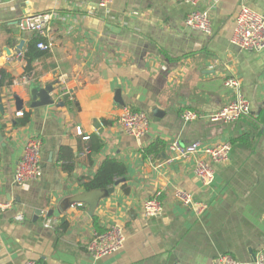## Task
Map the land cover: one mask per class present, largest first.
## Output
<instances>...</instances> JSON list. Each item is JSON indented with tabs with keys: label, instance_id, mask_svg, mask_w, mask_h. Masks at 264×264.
<instances>
[{
	"label": "crops",
	"instance_id": "0c3cea01",
	"mask_svg": "<svg viewBox=\"0 0 264 264\" xmlns=\"http://www.w3.org/2000/svg\"><path fill=\"white\" fill-rule=\"evenodd\" d=\"M242 5L264 15V0H220L215 6L203 0L200 7L211 12L207 35L187 27L192 7L181 0H114L108 10L99 0H0V69L14 77L11 86L0 88V201L12 203L0 214V264H211L221 253L254 264L264 246V49L246 51L231 43ZM49 11L56 17L44 40L54 43L52 57L33 63L38 74L26 73L24 53L33 33H23L18 21ZM21 39L22 56L8 55ZM229 75L241 81L251 111L234 123L212 121L235 96L225 85ZM55 78V103L32 108L38 90ZM62 83L69 94L59 97ZM15 95L24 101L21 110ZM125 108L148 114L145 136H131L118 124ZM186 110L199 118L185 123ZM17 112H30V122L19 125L23 115ZM77 127L90 139L78 135ZM91 136L103 143L97 153L88 148ZM34 137L43 142L44 175L18 185L14 170ZM157 139L166 142L165 150L144 157L142 150ZM174 140L229 143L232 151L204 184L193 172L202 155L176 157L168 149ZM106 158L124 162L127 175L87 192L81 183ZM177 190L191 194L193 203L179 200ZM157 193L163 212L148 217L143 203ZM95 200L91 215L89 202ZM200 204L205 208L199 210ZM19 213L23 221L14 219ZM95 217L101 229L124 227L120 252L101 258L89 253ZM46 218L56 223L45 227Z\"/></svg>",
	"mask_w": 264,
	"mask_h": 264
},
{
	"label": "built area",
	"instance_id": "2783aa9c",
	"mask_svg": "<svg viewBox=\"0 0 264 264\" xmlns=\"http://www.w3.org/2000/svg\"><path fill=\"white\" fill-rule=\"evenodd\" d=\"M203 0H181L182 3L190 5L192 10L185 18L187 27L201 31L207 35L212 33L211 12L210 9L200 7ZM220 0H214V6ZM114 0H99L102 9L108 10ZM56 14L53 11L37 14L23 15L19 21V29L23 33H33L43 38L38 43L40 49L51 50L54 47L52 41L44 40L49 36V30L55 19ZM231 43L246 51H261L264 49V15L242 5L235 18L234 31L231 37ZM2 74L0 72V80ZM225 85L234 90L235 96L232 101L226 104L209 118L212 121L222 123H234L242 117L248 115L251 111V103L243 93L242 83L234 75H229L225 80ZM69 94V89L62 83L59 87L58 96L63 97ZM22 112H17V116H22ZM185 123L195 121L199 118L197 112L186 110L182 114ZM118 124L129 135L136 138L145 136L150 128V119L146 112L141 110H132L125 108L118 117ZM77 134L83 139L88 140L89 136L83 135L80 127L76 129ZM43 142L40 138L34 137L27 141L23 154L16 164L14 170V181L18 185H25L41 179L44 175L42 162ZM169 152L179 158H188L190 156H199L195 162L193 172L204 184H209L214 178V165L227 162L230 158L232 146L229 143L216 145H204L202 141L196 140L188 143H182L179 140L172 141L168 146ZM89 151H85L82 155ZM172 161V158L169 159ZM161 193L155 194L143 203V212L148 217L158 216L163 212V201ZM176 197L187 205L193 203L192 195L185 190H177ZM83 206L82 203L73 205V207ZM199 210L205 208L200 204ZM12 207L11 202L0 201V214L7 212ZM17 221H23L24 215L19 213L14 216ZM56 221L46 218L45 227H51ZM127 235L122 225L112 223L104 230L94 232L88 242V251L94 258L112 255L120 252L126 244ZM23 264H39L38 261L30 259ZM211 264H242L237 258L229 253H221L215 256ZM254 264H264V246L255 254Z\"/></svg>",
	"mask_w": 264,
	"mask_h": 264
},
{
	"label": "trees",
	"instance_id": "16d2710c",
	"mask_svg": "<svg viewBox=\"0 0 264 264\" xmlns=\"http://www.w3.org/2000/svg\"><path fill=\"white\" fill-rule=\"evenodd\" d=\"M40 41H43V38H40L35 34H33V36L29 39L27 49L24 53V58L27 60V66L25 68L26 73L34 70L38 74L39 71H37L36 67L33 66V63L38 59L47 60L52 57L50 50L40 49L38 47V43ZM0 72L2 74V79L0 80V88L4 86H11L14 82V77L5 69H0ZM65 100L67 103H70L68 98H65ZM30 120L31 113L24 112L18 123L19 125L24 126L27 125ZM91 139L93 140V147L88 146V148H92L93 153L99 152L103 147V143L96 136H91ZM166 146L167 144L164 140L157 139L142 150L143 156H159L161 152L165 150ZM127 172L128 167L124 162H121L115 158H106L99 166L95 175L89 178L87 181L82 182L81 186L87 191L94 189L104 190L111 187L119 179L124 178L127 175ZM94 225L97 230H104L100 228L97 217L94 218Z\"/></svg>",
	"mask_w": 264,
	"mask_h": 264
},
{
	"label": "water",
	"instance_id": "95a60500",
	"mask_svg": "<svg viewBox=\"0 0 264 264\" xmlns=\"http://www.w3.org/2000/svg\"><path fill=\"white\" fill-rule=\"evenodd\" d=\"M24 40L21 39L18 41V45L14 46L13 48H10V51H7L8 55H11L13 53L14 56H19L21 57V53L23 52V47H24ZM59 85V81L57 78H55L54 81L51 83L47 84L44 88H41L38 90L36 97H34V101L31 103L32 108H37V107H42V106H47L50 104H54L55 100L51 96V93L54 92L56 86ZM38 98V99H37ZM15 99V105L17 110H21L24 106V101L20 99L17 95L14 96ZM58 106H63V102H58ZM5 114V107L3 103V98L1 96V90H0V131L3 129V125L1 123V117ZM1 138V135H0ZM101 189H94L90 190L87 192H93V191H99ZM89 194V193H88ZM87 196V195H86ZM90 205V213L91 215L94 213V210L96 209L97 201H92L89 202Z\"/></svg>",
	"mask_w": 264,
	"mask_h": 264
}]
</instances>
